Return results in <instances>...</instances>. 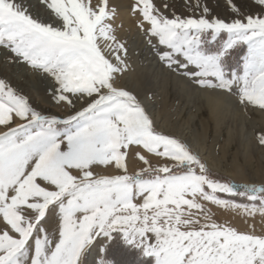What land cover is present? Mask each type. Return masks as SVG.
<instances>
[{
    "label": "snow or ice",
    "instance_id": "1",
    "mask_svg": "<svg viewBox=\"0 0 264 264\" xmlns=\"http://www.w3.org/2000/svg\"><path fill=\"white\" fill-rule=\"evenodd\" d=\"M41 2L47 18L20 0H0V49L50 80L49 96L72 114H45L0 78V264H86L90 249L101 255L109 242L108 253L123 242L154 264H264V234L218 223L206 206L264 217V178H218L189 142L159 129L149 105L121 84L128 47L110 0ZM227 3L230 21L209 18L200 0L199 16L170 17L155 0H133L130 12L161 64L195 86L203 107L215 111L227 96L264 114V0H254L259 14L247 15ZM253 135L264 150V129ZM141 150L165 163L154 167ZM130 156L145 167L130 174Z\"/></svg>",
    "mask_w": 264,
    "mask_h": 264
},
{
    "label": "rangeland",
    "instance_id": "2",
    "mask_svg": "<svg viewBox=\"0 0 264 264\" xmlns=\"http://www.w3.org/2000/svg\"><path fill=\"white\" fill-rule=\"evenodd\" d=\"M20 2H23L28 7L29 11L31 12L33 16L39 17V18H47L49 10H47L46 5L43 4L41 0H20ZM155 2L158 5L167 4L168 7L167 8L162 7V11L166 15H169L170 17L172 16L173 13L181 17H188L193 14H195L196 16H199L200 11L203 6H207V8L209 9V18H212V19L219 17L221 19L230 21L235 16V14L232 12L231 7L228 5L227 0H200L201 9H195V11H193V8L196 3V0H155ZM110 3L117 8V17L114 22V27L117 29V35L122 41L126 42L127 47H128V53L134 50V55L139 58L140 68H142L140 76L142 75L143 78L138 77L139 80H137L136 77L138 74L135 71V68L132 67L130 60H128L130 69L125 74L124 79L122 80L121 84L127 90H130L134 94H136L138 98H140L141 100L144 98H149L154 104L158 103L160 105L161 102H163L164 100L163 95L161 91L158 89V86L151 79V76L147 74V72L149 71V69L152 68V62H156L159 68L161 69L163 68L162 70L164 69L166 70V68L159 61L158 57L155 54V50H153L151 46L147 44L146 42L147 37H145L143 33L140 31V29L138 28L137 26L139 23L138 17H136L130 12V8L133 3V0H110ZM233 3L241 10L242 13L246 15L260 13V9L258 6L255 5L254 0H233ZM221 38H225V37H221ZM135 44L136 46L134 47ZM246 53H247V49L246 47H244L243 49L237 52L238 59H235L234 58L235 56L232 57L231 64L234 68L240 66V62L242 61L243 56L246 55ZM10 56L11 54L8 53L6 50L0 49V78L7 79L13 85V87L18 89L22 94L26 95L29 98L30 103H32L34 107L44 112L45 114L52 113V114H56L61 117H67L68 115L72 114L71 110L67 106H64V105L57 106L54 103V101L51 99V97L49 96V88L51 86L50 80L44 78L43 76L39 74L32 73L24 65H17V64L8 62ZM156 69L158 70V68ZM167 71L168 70H166L165 72L167 73L168 78H170L169 80L173 79L174 76L175 77L179 76L177 74H173ZM170 73H171V76H170ZM181 78L183 79L184 77H181ZM184 79L189 83V85L192 84L187 78H184ZM139 81L140 82L142 81L143 83L142 82L139 83ZM172 83L173 82H171V85H169L168 90H169V97H170L169 104L173 105L174 107L173 112L177 111L178 113L179 111L184 110L183 119L180 120L181 123L183 124L184 121L190 118V114L192 112L194 113L197 112L194 105L202 107V110L199 112V115L197 119L195 120V125L199 129V132H201L202 129L200 127V121L209 119L207 108L201 105L197 97H192V98L190 97L192 101L191 103H188V98H183L182 100H180V97L175 94ZM191 86L195 88L193 84ZM143 87H145L146 90H144ZM34 90L36 93H34ZM141 90H143L144 93L142 92L143 94L139 95ZM228 100L232 102V104L236 107V109L241 110L242 114L245 115L246 117V120L244 121V128H246L244 130L245 132L255 131L256 133H259L261 129H264V126H262V124L255 123L256 120H258L259 118L257 114V110H254V109L245 110L243 106H239L237 104L235 97H232V98L228 97ZM82 106L83 105H78V107H82ZM233 119L237 120L238 123L240 122L239 117L237 115L234 116L233 113L231 116L230 115L228 116L227 121L231 122L233 121ZM175 120H177V116H173L171 123L169 124H172V122H174ZM15 122L19 123L18 120ZM210 126L211 128H210L209 135H208L209 139L207 140L205 144V156H208L211 154L212 155L210 157L211 160L215 161L216 163L220 161L221 167L223 169H226V168L230 169V166H232L234 164L233 162L236 161L238 164L237 167L240 168V171L242 172L246 180L241 181L239 179L234 178L229 172L225 173L223 171L217 170L210 166L213 174L218 178L235 182L238 185L250 184L253 182L258 183L257 179L254 178V173L255 171H258L260 168L264 167V164L262 165L260 164L254 147L252 145L248 147V151L250 149L249 152L251 153V155H253L252 156L253 162H252V167L247 168L244 166L245 154L247 153V151L245 150L247 149L243 147L242 149H240V143H241L240 140L236 138L235 141L230 146H228V143L226 142L227 137H228L227 130H226L227 128H226V129H223L222 136L219 142L215 143L216 134H215L214 125L212 122ZM194 129H195V126H192V130ZM4 131H5V128L3 126H0V134H2ZM165 133L178 136L177 134L171 133V132H165ZM141 154L145 155L151 161L154 167L162 166L165 163V161H163L162 159L152 156L151 154H148L142 150H141ZM128 166H129L130 174H134L137 171H140L141 169L145 167L142 161H140L138 158H135L133 156H130L128 160ZM96 171L101 172L102 174H109V175L119 174V170H115L114 168H111V167L107 170L103 169V167H100L96 169ZM260 171L257 173L260 174ZM231 172H233L232 169H231ZM225 198H228V199L237 198L235 200H237L240 203H248V201L243 200L239 197H225ZM206 206L211 208L214 214V218L218 223H225V224L235 226L239 231H242V232L252 231L253 226H254V230L257 234H264V226H263L264 217H260L259 215H257L256 217L246 218L240 215L242 216L244 220H242V222L237 225L232 219L229 220V218L223 215L224 212H228V211H224L220 208H217L215 205H211V204H206ZM231 214L233 213L231 212ZM253 220L256 221V224L253 222H250ZM57 222H58V218H57ZM56 228H57V224L54 223L50 227L49 231L50 232L54 231ZM109 244L110 242L107 244L101 245V247L104 248V251L101 253V255L97 254V249L95 248L92 250L90 249L89 250L90 253L88 254L86 258V264H92V262H96V264H102V258L105 254L106 247ZM111 250L112 251L115 250V252H117L116 254L118 257L112 254L110 255L113 257V259L115 258V260L119 264H150L149 262L136 261L135 255L122 252V249L117 246H115ZM91 258L94 259V261H91L90 260ZM149 259H152V258H149ZM152 260H153L152 264H154V259Z\"/></svg>",
    "mask_w": 264,
    "mask_h": 264
},
{
    "label": "bare ground",
    "instance_id": "3",
    "mask_svg": "<svg viewBox=\"0 0 264 264\" xmlns=\"http://www.w3.org/2000/svg\"><path fill=\"white\" fill-rule=\"evenodd\" d=\"M125 16H127V15H125ZM135 46H136V44L134 45V47ZM128 60H130L132 67L135 68V71L138 74L136 77L137 80H139L138 77L143 78L142 75L140 76L142 68H140L139 58L134 55V50H132L131 52L128 53ZM156 68H158V70ZM162 69L157 66L156 62H152V68L149 69L147 74L151 76V79L158 86V89L161 91L163 98H164L163 102H161V104L159 105L158 103L154 104L149 98L142 99V101H145L149 105V107L151 108V111L154 115V118H155L156 123H157L158 127L160 128V130H162L163 132L175 133L180 138L189 142L191 144V146L193 147V150L197 151L202 157H204L208 161V163L211 167H213L217 170L223 171L225 173L229 172L234 178L239 179L241 181L246 180L244 178V175L240 171V168L237 167L238 164L236 161L233 162L234 164L232 166H230V169L229 168L223 169L221 167L220 161H218V163H216L215 161L211 160V158H210L212 156L211 154L208 156H205V144H206L207 140L209 139L208 135H209V131L211 128L210 124L212 122L214 125L215 134H216L215 135V143L219 142V140L222 136L223 129L227 128L226 130H227L228 137H227L226 142L228 143V146H230L235 141V139L238 138L241 142L240 143V149H242V147L247 149V150H245V151H247V153L245 154V161H244L245 167H247V168L252 167V162H253L252 156L253 155H251V153L249 152L250 149L248 151V147L251 145L254 147V149L256 151L257 158L259 159L260 164L261 165L264 164V150L260 149L257 146V142L254 138L253 131H249V132L244 131L246 129V128H244V121L246 120L245 115L242 114L241 110L236 109V107L232 104V102H230L228 100L227 96L222 97L221 104L215 111H209L207 109L209 119L200 121V127L202 129V131H201L202 133L199 132V129L195 125V120L197 119L199 112L202 110V107H200V106L194 105L197 112L196 113L192 112L190 114V118L188 120L184 121L182 124L180 120L183 119V111L184 110L179 111L178 113H177V111L173 112L174 107H173V105L169 104V102H170L169 90H168L169 85H171V82H173L172 84H173L175 94L180 97V100H182L183 98H188V103L192 102L190 97L191 98L197 97L199 100V93L195 90L194 87L191 86L192 84L189 85V83L184 78L182 79L180 76H178V77L172 76L173 77V79H171L172 81L169 80L170 78H168V75L165 72L167 69L166 70L164 69L165 71ZM170 76H171V73H170ZM17 81H18V79H17ZM141 82L139 81V83H141ZM29 88H30V86H29ZM143 88H144V90H146L145 87H143ZM159 90H158V92H159ZM142 92L144 93V91L141 90L139 95L143 94ZM34 93H36L35 90H34ZM232 113L234 116L237 115L239 117V119H240L239 123L235 119H233V121H231V122H229L230 119H229V121H227L228 116L229 115L231 116ZM257 114H258L259 118H258V120H256L255 123L262 124V126H264V114H262L259 110H257ZM173 116H177V120L172 122V124H169V123H171ZM192 126H195L194 130H192ZM245 136H246V138H245ZM231 169L233 170L234 174H233V172H231ZM259 171H260V174L257 173ZM254 178L257 179L258 183L261 181L262 178H264V167L260 168L258 171H255ZM223 215L225 217L229 218V220L232 219L237 225L240 224L242 222V220H244L242 218V216L237 215V214L234 215V213L231 214V212H224ZM245 221H246V219H245ZM250 222H253L256 224L255 220L250 221ZM252 225H254V224H252ZM90 260L94 261V259H92V258ZM92 264H96V262H92Z\"/></svg>",
    "mask_w": 264,
    "mask_h": 264
},
{
    "label": "trees",
    "instance_id": "4",
    "mask_svg": "<svg viewBox=\"0 0 264 264\" xmlns=\"http://www.w3.org/2000/svg\"><path fill=\"white\" fill-rule=\"evenodd\" d=\"M244 47H242L241 49H243ZM241 49H239L238 51H240ZM235 59H238V55L236 54ZM234 199H237V198H234ZM117 247L121 248L122 249V252H125V253H128V254H133L136 256V261H141V262H149L150 264H152V259H149V258H146L143 256V254L137 250V249H128L129 248V245L125 244V243H121L119 245H116ZM110 247V244L106 247V250H105V254L102 258V264H119L115 258L113 259V257L110 255H114V256H117V252H115V250H111L109 251L108 253V248ZM118 257V256H117Z\"/></svg>",
    "mask_w": 264,
    "mask_h": 264
}]
</instances>
